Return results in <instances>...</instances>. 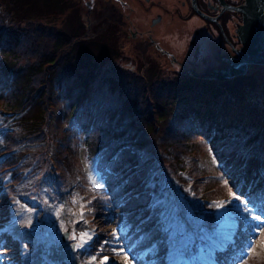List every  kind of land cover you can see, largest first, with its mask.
<instances>
[{
    "label": "trees",
    "instance_id": "16d2710c",
    "mask_svg": "<svg viewBox=\"0 0 264 264\" xmlns=\"http://www.w3.org/2000/svg\"><path fill=\"white\" fill-rule=\"evenodd\" d=\"M78 39L38 22H15L9 11H0V115L22 121L21 114L33 106L24 122L0 131V225L10 215L4 185L24 180L25 157L42 155L40 166L53 170L62 185L68 179L66 156L77 149L81 133L86 155L95 160L94 169L103 181L102 187L93 188L87 204L92 214L107 217L103 221L113 218L130 255L148 248L150 241L160 251L167 247L170 231L163 230L162 214L150 206L132 220L139 206L157 196L148 188L157 172L155 161L147 159V138L159 143L157 161L173 168L168 174L189 184L195 197H203L213 177L202 163L200 142L209 143L211 149L205 143L206 148L217 163L213 172L232 185L245 166L255 160L264 164V83L239 93L229 86L232 90L210 87L204 80L191 86L161 82L74 52ZM56 92L61 94L59 113L51 125V98ZM171 182L163 177L164 184ZM239 197L237 201L248 202L256 211L260 201L264 204V181L247 182ZM199 203L205 205L201 199ZM245 224L240 223L236 244L224 256L219 254L225 264L245 244ZM100 235L87 254L111 249L106 240L113 241L114 236ZM0 245L2 255L21 250L5 232L0 233ZM159 257L156 254L154 262Z\"/></svg>",
    "mask_w": 264,
    "mask_h": 264
},
{
    "label": "rangeland",
    "instance_id": "374dc122",
    "mask_svg": "<svg viewBox=\"0 0 264 264\" xmlns=\"http://www.w3.org/2000/svg\"><path fill=\"white\" fill-rule=\"evenodd\" d=\"M70 3L72 5L69 7ZM97 7L88 10L75 0H68V3L63 0H0V11H9L15 22L21 24L30 21L38 22L68 36L77 35L79 39L73 47L74 52L91 58L96 63L114 64L133 73L142 74L146 78L167 83L181 82L183 86H191L204 80L210 87L225 86L226 89L232 87L233 91L239 93L248 87L264 83L263 65H250L245 74L247 77L222 81L202 79L196 71H192L194 74L191 75L181 71L182 69L177 70V66L173 65L166 55L155 50L151 43L131 38L124 23L115 20L105 23L109 17V11H102L100 6ZM171 48L181 51L174 45ZM55 99L56 96H52L53 104ZM30 105L21 114L24 118L22 121L12 120L11 117H8L9 119L0 117V129L13 122H24L32 112L33 106ZM56 112L55 105L50 117L51 125ZM200 144L202 163L211 172L210 174H213L210 185L204 192L209 209L200 210V203L187 191L186 182L185 185L183 181L170 175L172 185L161 189L162 179H157V182L152 181L149 189H152V193L158 194L153 203L154 208L160 213L164 211V224L170 226L172 231L167 239V247L159 248L160 251L152 247L149 251L134 253L135 256L139 254V257L130 255L128 249L122 246L121 239L118 238V227L112 223L111 215L112 219L109 222L103 221V218L107 217L88 213L85 204H89L92 200L94 196L92 187L97 181L92 171L93 160L85 164L81 156L78 158L75 149L74 152L71 151L66 156L69 159L66 166L67 184H62V188L51 177L53 170L49 172L47 167L40 166L44 162L42 155L25 157L22 171H29L31 174H27L25 183H20L13 188L11 199L13 217L18 216V218L5 229L20 241H31L32 246L24 248L20 255H17L13 249L7 251L6 255L0 253V264H4L6 259L9 261L6 264L10 262H13L10 264H101L104 257H108L104 264H141L142 259H144L142 264H189L193 262L192 258L198 251L203 254L201 257L210 260L214 237L220 236L223 232H233L238 221L243 218L249 221L248 223H256L248 220V217L261 214L260 210H264V204L259 202L256 208L257 213L244 214L245 203H234V201L226 203L229 201L228 188L223 184V179L215 177L213 168L216 163L210 160L205 143L200 142ZM157 146H159L158 142L155 143L153 139L147 138L145 152L148 160L155 161L161 158L156 150ZM208 147L210 148L209 144ZM51 154L52 150L46 153L47 156ZM211 159L213 160L212 157ZM38 166L40 167L34 170ZM165 168L168 171L173 170L168 165H165ZM180 176L182 177V174ZM240 181L237 178L232 181L235 185L234 191L238 190ZM172 201H175L174 205L171 204ZM217 203H224L225 207L218 209L215 206ZM193 222L202 229L203 227L212 228L211 232H207L208 237L202 236L201 228H197ZM96 229L114 236L113 241L106 240L108 244L111 243L110 253L101 254V250H94L95 253L84 254L80 258L78 253L83 247L76 248L74 245L80 242L81 233L85 232L87 235L84 239L88 242L94 236ZM64 232H67V237L62 240L61 235ZM73 234L76 240L71 239ZM262 238H264V232H245V239L253 241L254 251L245 256L241 251L243 245H240L237 258L230 264H264ZM0 248H3V245H0ZM96 253L100 254L96 256ZM156 254L160 255L158 259L161 258V263L158 259L155 262V259L152 261ZM146 257L150 260H146ZM199 259L203 262L202 258Z\"/></svg>",
    "mask_w": 264,
    "mask_h": 264
},
{
    "label": "flooded vegetation",
    "instance_id": "af4514ba",
    "mask_svg": "<svg viewBox=\"0 0 264 264\" xmlns=\"http://www.w3.org/2000/svg\"><path fill=\"white\" fill-rule=\"evenodd\" d=\"M63 2L68 3V0ZM75 2H79L88 10L100 6L102 11H109L105 23L114 20L124 23L131 38L146 40L155 50L167 57L169 52L164 50H167L168 43L179 47L182 51L181 57L184 58L200 55L203 57L208 53L209 49L204 52L207 46L212 48V44H216L220 50L219 55L211 60V54H208L200 60L199 65L196 64L199 68L212 67L210 71L224 69L227 64L223 52L233 53V49L240 44L236 36V27L241 23L242 16L240 12L228 6H239L243 0H75ZM71 5L72 3L69 7ZM156 41L161 43L159 47ZM212 63H215V67Z\"/></svg>",
    "mask_w": 264,
    "mask_h": 264
},
{
    "label": "water",
    "instance_id": "95a60500",
    "mask_svg": "<svg viewBox=\"0 0 264 264\" xmlns=\"http://www.w3.org/2000/svg\"><path fill=\"white\" fill-rule=\"evenodd\" d=\"M228 7L240 12L242 21L236 27V36L240 42L239 46L233 49V53L228 52L225 54L223 52L226 67L218 71H210L209 69L212 67L199 68L196 66L208 54H211V60L219 55L220 50L216 44H212V48L207 46L204 52L209 49L208 53L203 57L202 55L199 57L187 56L185 59L181 57L182 51L178 52V50L172 49L171 46L173 45L168 43L167 50L164 51L169 52L168 58L173 65L177 66V70L182 69L181 71L190 74H194L192 71H199L202 72V74H199L200 76L227 79L244 74L249 64L264 65V0H243V3L239 6ZM156 43L158 47L161 44L159 41H156ZM212 64L215 67V63Z\"/></svg>",
    "mask_w": 264,
    "mask_h": 264
},
{
    "label": "snow or ice",
    "instance_id": "6c2138e0",
    "mask_svg": "<svg viewBox=\"0 0 264 264\" xmlns=\"http://www.w3.org/2000/svg\"><path fill=\"white\" fill-rule=\"evenodd\" d=\"M231 199L239 200L240 197L235 195V193H232L229 201H227L226 203H231ZM247 203L248 202H246V206L243 208V211L245 213H249L252 211V209L247 206ZM215 206H216V208L219 209V208L225 207V204L224 203H217ZM82 208H83V206H82ZM260 212H261V214H259V215L253 214V215L248 217V220L255 221L256 223H254V224L253 223H246L245 228L247 230L252 231V232H264V210H260ZM81 215H83V212H81ZM114 234H115V232H114ZM86 235H87L86 232L81 233L80 242L75 244L74 247H76V248L84 247L85 244L87 243V241L84 239V237ZM90 238L91 237H89V239ZM71 239L76 240V236L73 234L71 236ZM253 239H254V237H253ZM252 243H253L252 239H248V240H246L245 244L241 248V251L244 252L245 256L247 255V253L254 251V248L252 247ZM261 247L264 248V238L261 239ZM93 260H95V257H93ZM107 260H108V257H104L103 261H101V264H104V261H107Z\"/></svg>",
    "mask_w": 264,
    "mask_h": 264
}]
</instances>
